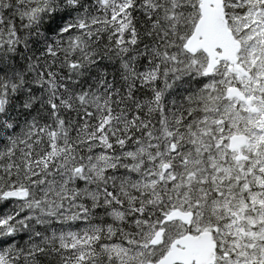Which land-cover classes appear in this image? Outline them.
Masks as SVG:
<instances>
[{
  "label": "snow or ice",
  "instance_id": "obj_1",
  "mask_svg": "<svg viewBox=\"0 0 264 264\" xmlns=\"http://www.w3.org/2000/svg\"><path fill=\"white\" fill-rule=\"evenodd\" d=\"M0 264H264V0H0Z\"/></svg>",
  "mask_w": 264,
  "mask_h": 264
}]
</instances>
